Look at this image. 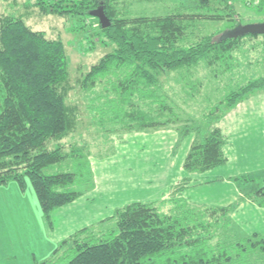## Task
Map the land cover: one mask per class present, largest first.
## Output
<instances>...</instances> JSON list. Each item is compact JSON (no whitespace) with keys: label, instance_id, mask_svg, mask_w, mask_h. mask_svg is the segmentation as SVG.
<instances>
[{"label":"rangeland","instance_id":"374dc122","mask_svg":"<svg viewBox=\"0 0 264 264\" xmlns=\"http://www.w3.org/2000/svg\"><path fill=\"white\" fill-rule=\"evenodd\" d=\"M208 1L205 6L197 0H143L132 2L128 8L131 16L192 15L187 22L186 38L181 43L183 47L207 35H213L214 39L226 35L237 25L264 21V8L257 11L248 0L233 1L231 16L209 17L218 13L225 15L230 7L224 1ZM252 1L257 4L259 0ZM4 16L19 18L32 30L43 31L46 37L64 43L69 73L65 101L73 112L75 126L60 142L50 141L49 147L60 144L67 153H73L44 173H73L71 189L81 194L72 202L53 209L47 219L27 178L23 186L15 180L1 184L0 264H34L45 260L50 255L47 250L51 245L67 239L84 224L100 220L89 228L94 232L110 230L115 227V211L126 204L152 203L158 211L170 214L184 200L200 203L205 199L230 198L232 191L225 183L231 174L261 161L262 143L248 144L245 148L242 142L238 144L243 154L241 160L239 152L235 151L228 164L197 172L190 182L183 180L186 172L182 164L196 128L207 130L212 120L216 121L226 112L227 95L248 80L264 76L263 35L240 40L229 61L230 67L209 66L206 61H200L190 68L163 71L158 89L161 105H150L148 101L152 107L148 112L160 116L156 117L160 122L167 121L162 125L166 127L133 129L126 120L117 117L120 110L126 109V105L118 103L120 90L115 89L124 76L109 74L110 77L98 80L87 90L81 85L90 67L114 47L103 42L95 17L42 14L28 0H0V19ZM108 98L112 99L110 103L106 102ZM133 100L137 109L149 108L143 100ZM236 105L227 117L234 126L227 138L233 142L234 138L250 137L254 124L255 130L259 128L264 134V88L249 93ZM230 113L233 114L230 116ZM254 119H259L261 124H252ZM242 129L249 133L242 135L237 131ZM224 148L227 151L228 147ZM249 176L240 175V184H243L240 190L259 201L263 208L250 212L245 206L243 212V208L233 206L230 212L233 210L235 217L232 220L229 214H218L217 223H211L210 231L216 226L224 227L221 234H228L226 241L232 240V225L241 222L249 231L260 230L264 234V195H260L262 191L255 192L264 188V175L256 177L254 182L241 180ZM178 196L184 200L175 199ZM203 218L205 220L206 216ZM216 240L214 237L213 242ZM261 257L264 261V254Z\"/></svg>","mask_w":264,"mask_h":264},{"label":"trees","instance_id":"16d2710c","mask_svg":"<svg viewBox=\"0 0 264 264\" xmlns=\"http://www.w3.org/2000/svg\"><path fill=\"white\" fill-rule=\"evenodd\" d=\"M28 1L42 14L84 18L98 5L103 7L110 25L102 28L98 22V33L103 42L114 47L90 67L81 85L87 90L109 74L124 76L123 80L115 81H118L115 89L120 90L118 103L126 105L117 117L126 120L133 129L167 124L156 118L160 116L148 112L152 110L148 101L150 105H161L158 89L163 71L190 68L200 61H206L209 66L230 67L229 61L240 40L258 37L247 34L235 39L222 36L214 39L213 35H207L183 47L181 43L192 15L131 16L128 6L143 0ZM197 1L205 6L209 2ZM220 1L230 7L229 13L209 17L231 16L232 2L238 0ZM248 3L257 11L264 8V0L257 4L248 0ZM68 77L63 41L32 30L19 18L0 19V185L15 180L23 186L27 178L47 219L53 209L81 194L71 189L73 173H44L73 153H67L60 144L49 147L50 141L60 142L75 126L73 112L65 101ZM263 88L264 76L248 80L227 95L226 112L249 93ZM134 98L143 100L149 108L137 109ZM111 100L108 98L106 102ZM217 119L212 120L207 130L194 131L193 143L183 162L186 173L204 172L225 162L224 136L216 126ZM256 177L241 180L254 182ZM258 191L264 195L263 187L255 192ZM218 214L225 215L186 203L169 214L158 211L151 203L133 202L115 211V227L97 232L84 227L62 240L47 259L34 264H252L258 261L263 264L264 236L232 235V240L226 241L228 234L216 236L218 226L210 231L211 223H217ZM214 237L217 240L213 242Z\"/></svg>","mask_w":264,"mask_h":264},{"label":"crops","instance_id":"0c3cea01","mask_svg":"<svg viewBox=\"0 0 264 264\" xmlns=\"http://www.w3.org/2000/svg\"><path fill=\"white\" fill-rule=\"evenodd\" d=\"M240 104V103H239ZM238 104V105H239ZM244 104V103H243ZM237 106V105H236ZM240 106H243L242 104ZM254 110H257V108H253ZM230 111V110H229ZM229 111H227L222 117L221 119L219 120V122L216 123V126L220 129L221 133L223 134L224 136V146H223V152H224V155L226 157V160L223 164H228L230 158L233 157V153L235 151H238L239 153L238 154V159L241 160L242 157H243V154L241 153V147L238 145L240 143L243 142V146L245 147V145H248V144H253V143H256V142H259V143H262V147L264 148V134H262L259 130V128H256L255 130V124H257V126L259 124H261L259 121V119H254V121H252L251 123L254 124L252 125V128L253 130L251 131V133L253 132V134L249 135L250 137H246L244 139H241L239 138V140H236L237 138H234L232 139L233 142H231L229 140V138H227V135L228 133H232L234 131V126H231L230 123H229V120H227V117H228V114H229ZM234 112V111H232ZM233 113H230V116L232 115ZM254 116V115H253ZM259 116V115H258ZM256 118H257V113H256ZM250 123V124H251ZM235 124H236V120H235ZM249 124V123H248ZM237 125V124H236ZM235 125V126H236ZM240 125V124H239ZM162 127H166V126H162ZM175 128V127H174ZM244 128V127H243ZM239 131L240 133H242V135H246V133H249V132H245L243 129L242 130H237ZM195 136V132H193V137ZM194 139V138H192ZM254 139V140H253ZM193 142V140H192ZM224 147H228L227 148V151H225V148ZM246 148V147H245ZM244 152V151H242ZM186 157V156H185ZM185 159V158H184ZM184 162V161H183ZM221 164V165H223ZM183 165V164H182ZM224 166V165H223ZM251 168H240L238 169L235 174H231L232 176H230L229 180L227 181L228 183H225L228 185V187L230 188V190L232 191V197L230 198H220V199H205L203 200V202H200V203H197L195 201H192L190 200V202L188 201H185L183 198L181 197H177L175 199H178L180 200V198L182 200H184V203L190 205V206H194L198 209H207L208 211L210 210H215V211H218V212H221V213H224L226 216L229 214L231 220L234 219V212L232 210V213L230 212L232 207L235 206L237 208H243V212H244V208L245 206H248V210L250 212H256V211H261L262 210V205L260 204V202L256 201V200H252L250 197H247L245 194H243L241 192V188L243 187L242 183L240 184V175H250L249 177L250 178H254L256 177L257 175H263L261 173L264 172V154H262L261 156V161L260 162H257V163H254L252 164L251 166H249ZM196 175V173H186L185 177H183V180L184 182L187 183L190 182L192 176ZM184 187H186L184 185ZM178 188L180 189V186H178ZM177 191V190H176ZM176 193V192H175ZM174 193V194H175ZM152 204V203H151ZM208 219V218H207ZM100 220H97L95 222H91V223H88V224H84L82 228L84 227H90L92 225H95L96 223H98ZM243 222H241V224H238L236 223L235 225H232L234 228L231 229L230 231L233 232V236H237V237H246V236H251L255 233L259 234V235H263L264 234H261V232H259L260 230H252V231H249L248 229H246L243 224ZM80 228V229H82ZM221 228H224V227H221V226H218L217 228V233H216V236H224V234H221L223 233V231L221 230ZM79 229V230H80ZM78 231V230H77ZM75 231V233L77 232ZM74 233V232H73ZM69 235H72L69 234ZM218 237V238H220ZM66 239V238H65ZM217 239V237H216ZM64 239H61L59 241L56 242V244L54 245H51L49 247V249L47 250V252H49L51 254V252L58 246V244ZM53 243V241H51ZM46 252V253H47Z\"/></svg>","mask_w":264,"mask_h":264},{"label":"water","instance_id":"95a60500","mask_svg":"<svg viewBox=\"0 0 264 264\" xmlns=\"http://www.w3.org/2000/svg\"><path fill=\"white\" fill-rule=\"evenodd\" d=\"M91 17H95L102 28H106L110 25V20L105 15L103 7L98 5L95 9L89 12ZM264 35V21L257 23H248L244 25H237L235 28L230 30L226 35H223L222 38H237L244 35Z\"/></svg>","mask_w":264,"mask_h":264}]
</instances>
